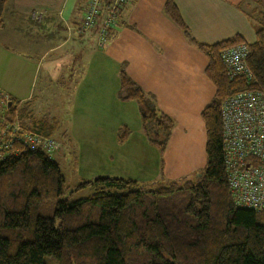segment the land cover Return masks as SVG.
<instances>
[{"label": "trees", "instance_id": "1", "mask_svg": "<svg viewBox=\"0 0 264 264\" xmlns=\"http://www.w3.org/2000/svg\"><path fill=\"white\" fill-rule=\"evenodd\" d=\"M6 2L0 0V28ZM256 6L252 44L235 36L205 45L193 39L173 0L165 3L166 15L187 43L207 59L204 74L215 88L200 114L206 164L192 181L145 185L97 178L80 183L65 197V180L55 161L20 144L0 151V229L33 233V240L24 242L0 236V264H46L45 258L58 264H264V212L237 208L231 200L220 114L227 98L264 92V9ZM239 44L248 49L250 78L231 80L221 53ZM119 93L137 105L144 133L162 151L172 128L170 118L158 114L123 73ZM8 102V122L16 120L23 130L46 137L57 131V122L49 117L34 119L27 103L9 97ZM88 187L91 196L71 199ZM46 202L50 217L40 214Z\"/></svg>", "mask_w": 264, "mask_h": 264}, {"label": "crops", "instance_id": "2", "mask_svg": "<svg viewBox=\"0 0 264 264\" xmlns=\"http://www.w3.org/2000/svg\"><path fill=\"white\" fill-rule=\"evenodd\" d=\"M87 1L7 0L0 28V92L20 105L27 103L34 119L45 117L38 111L43 101L53 106L54 111L47 110L53 115L46 116L56 118L54 138L61 146L59 155L72 156L75 148L68 128L78 109L83 110L81 103L96 110L99 107L92 100L104 97L106 114V108L127 109L133 102L119 93L123 73L141 89L158 114L172 121L163 150L158 148L159 180L192 181L189 178L205 168L206 133L200 114L215 93L204 74L207 59L187 43L166 15L167 0H128L118 11L117 23L103 46L99 45L103 15L93 29L83 33L78 30ZM173 2L193 39L205 45L235 36L252 44L256 4L264 9V0ZM59 28L61 34L55 36ZM39 29L43 31L41 38H33ZM33 95L36 97L31 100ZM77 97H82L79 102ZM118 126L120 122L114 129L113 122L107 125L111 144H117ZM141 131L145 137L140 136L141 141L156 147L142 124Z\"/></svg>", "mask_w": 264, "mask_h": 264}, {"label": "built area", "instance_id": "3", "mask_svg": "<svg viewBox=\"0 0 264 264\" xmlns=\"http://www.w3.org/2000/svg\"><path fill=\"white\" fill-rule=\"evenodd\" d=\"M128 0H88L79 31L94 28L103 15L99 45L117 23L118 11ZM35 20H38L33 15ZM246 45L239 44L221 53V62L229 79L250 78ZM8 97L0 92V151L20 144L31 152L40 151L52 159L59 143L51 137L23 130L15 120L8 122ZM223 160L231 200L237 208L264 212V92L245 91L227 98L220 107Z\"/></svg>", "mask_w": 264, "mask_h": 264}, {"label": "rangeland", "instance_id": "4", "mask_svg": "<svg viewBox=\"0 0 264 264\" xmlns=\"http://www.w3.org/2000/svg\"><path fill=\"white\" fill-rule=\"evenodd\" d=\"M41 33H43V31L40 29L35 30L33 38L40 39ZM60 34L61 28L58 29L55 36H60ZM80 93L83 94L84 91ZM35 97L36 96L30 99L33 100ZM92 97L93 96H91V98ZM77 98L76 100L79 102L82 97ZM55 99L56 97L54 100ZM105 99L104 97H98L92 100L93 104L99 107L96 110L92 106L89 108V104L81 103L83 110L81 111L78 109V114L76 113L74 115L68 130L70 131V139L74 144L75 155H59L60 146L55 156L52 157V160L58 164L65 180V197H68V193L73 191L80 183L93 181L97 178L110 177L126 180L130 179L139 184L158 182L161 178L159 177L160 175L158 176L160 161L158 148L141 141L143 140L142 138L145 137L141 131L140 115L135 103L129 102L130 105H128L127 109L124 107L106 108L108 112L105 114ZM38 101L40 100H36V102ZM52 108L53 106H49L46 104V101H43L38 111L45 114V117H48L46 115H53V113L48 114L47 112V110H52ZM49 118L51 120H56V118L52 116H49ZM105 122L107 124H104ZM111 122H113V129L120 122V126L117 127L115 132L117 144H111L109 140L107 125ZM25 124L29 127L27 122ZM140 136L143 137L141 138ZM51 138L56 140L54 134ZM124 143L125 145H121ZM193 179L194 177L189 178V180ZM163 181L162 179L159 180L161 184L167 183H163ZM92 193V188L88 187L74 193L71 199L77 200L87 198L91 196ZM47 205L50 207L49 202H46L40 208V214L50 217L52 214L47 208ZM0 236L21 242L33 240V233L30 230L7 231L0 229ZM45 263L58 264L51 258H45Z\"/></svg>", "mask_w": 264, "mask_h": 264}, {"label": "water", "instance_id": "5", "mask_svg": "<svg viewBox=\"0 0 264 264\" xmlns=\"http://www.w3.org/2000/svg\"><path fill=\"white\" fill-rule=\"evenodd\" d=\"M9 106H10V104H9Z\"/></svg>", "mask_w": 264, "mask_h": 264}]
</instances>
